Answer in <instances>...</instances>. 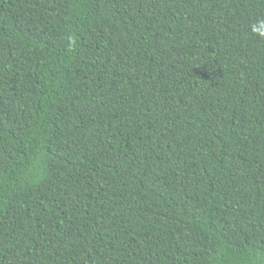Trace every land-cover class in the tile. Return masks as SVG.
<instances>
[{
  "label": "trees",
  "instance_id": "obj_1",
  "mask_svg": "<svg viewBox=\"0 0 264 264\" xmlns=\"http://www.w3.org/2000/svg\"><path fill=\"white\" fill-rule=\"evenodd\" d=\"M264 0H0V264H264Z\"/></svg>",
  "mask_w": 264,
  "mask_h": 264
},
{
  "label": "clouds",
  "instance_id": "obj_2",
  "mask_svg": "<svg viewBox=\"0 0 264 264\" xmlns=\"http://www.w3.org/2000/svg\"><path fill=\"white\" fill-rule=\"evenodd\" d=\"M252 31L257 35L264 37V21H262L258 26H253Z\"/></svg>",
  "mask_w": 264,
  "mask_h": 264
}]
</instances>
